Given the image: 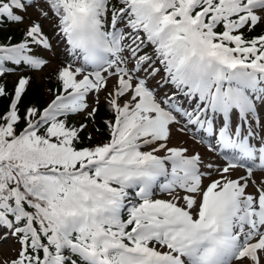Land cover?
I'll list each match as a JSON object with an SVG mask.
<instances>
[{"label": "snow or ice", "instance_id": "snow-or-ice-1", "mask_svg": "<svg viewBox=\"0 0 264 264\" xmlns=\"http://www.w3.org/2000/svg\"><path fill=\"white\" fill-rule=\"evenodd\" d=\"M0 264H264V0H0Z\"/></svg>", "mask_w": 264, "mask_h": 264}]
</instances>
